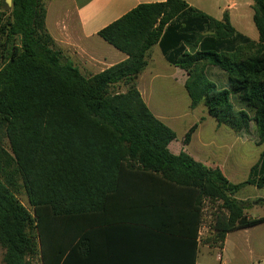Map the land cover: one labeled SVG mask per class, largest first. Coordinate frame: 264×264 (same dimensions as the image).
I'll return each instance as SVG.
<instances>
[{"label":"trees","instance_id":"obj_1","mask_svg":"<svg viewBox=\"0 0 264 264\" xmlns=\"http://www.w3.org/2000/svg\"><path fill=\"white\" fill-rule=\"evenodd\" d=\"M252 1L257 42L237 33L226 14L216 20L183 0L140 4L97 34L127 59L85 78L52 49L43 0H12L7 19L0 14L2 264H160L164 251L147 254L141 237L149 235L157 252L165 245L162 229L130 224L121 238L112 236L118 227L96 221L133 182L190 193V264L205 201L218 203L208 238L214 244L230 231L264 222V216L247 219L246 204L234 198L247 185L264 186V149L246 181L231 184L219 169L185 152L171 154L167 145L174 132L151 114L136 89L147 52L158 45L165 60L186 73L191 109L202 104L217 124L235 133L253 124L257 145L264 147V0ZM208 67L226 74V88L208 79ZM118 85L124 91L111 92ZM234 98L249 111L236 109ZM195 128L185 134L184 145ZM21 189L31 212L15 197ZM130 204L136 208L135 201ZM146 206L158 214L173 211L161 201Z\"/></svg>","mask_w":264,"mask_h":264},{"label":"crops","instance_id":"obj_2","mask_svg":"<svg viewBox=\"0 0 264 264\" xmlns=\"http://www.w3.org/2000/svg\"><path fill=\"white\" fill-rule=\"evenodd\" d=\"M164 1L43 0L44 24L54 42L55 49L63 57L64 62L71 63L81 76L89 78L127 59L125 54L103 41L97 35L98 32L140 4ZM183 1L216 20H221L226 14L229 23L237 33L253 42L258 41V33L252 22V0ZM207 71L215 73L217 77L221 76L214 67H208ZM186 78V73L169 64L161 54L158 45H154L147 52L146 66L136 80V89L151 114L175 134V139L167 145V150L173 155L185 152L206 168L219 169L231 184L246 181L250 168L258 162L264 149L263 147L258 158L248 165L246 149L248 140L245 133L251 128V124L247 131L235 133L228 127L217 124L202 104L191 109L190 100L184 88ZM122 87L121 85L120 88ZM222 87H227V80L223 81ZM166 91H176L183 99V107L179 106L173 95L165 98L156 97L157 94ZM196 111H199V116L187 120ZM194 125L196 128L190 141L184 145L185 134ZM245 187L256 188L252 185ZM245 187L239 190L234 198L246 204L248 198L242 193ZM189 194L185 189H173L166 185L129 183L122 187L120 195L116 194L112 197L110 210L103 216L97 217L96 221L99 223L103 220L106 222L105 225L112 224L113 227H118L114 229L117 233L112 236L121 238H127L125 232H128L126 230L130 224L138 225L144 230H153L155 233H158L156 228L162 229L159 233L165 245L164 249L157 252L155 249L151 251L153 240L149 235L141 237L143 249L146 251L150 249L146 253L160 254L163 250L160 264H190L194 213L193 200L190 199ZM133 201L136 202V208L130 207ZM155 201L164 202L168 209L173 211L164 214L155 213L152 208L146 206V203ZM244 211L247 219L258 218L247 215L248 207ZM131 212L136 213L134 215ZM196 229L195 264H202L201 248L217 250V258L221 264H261L264 261V222L226 233L223 241L218 243L219 246H215L217 243L214 244L208 240L214 233L212 228L209 227L207 231L203 225L198 224ZM150 259L151 257L145 261L151 262Z\"/></svg>","mask_w":264,"mask_h":264},{"label":"rangeland","instance_id":"obj_3","mask_svg":"<svg viewBox=\"0 0 264 264\" xmlns=\"http://www.w3.org/2000/svg\"><path fill=\"white\" fill-rule=\"evenodd\" d=\"M11 7H8L7 5H5L4 0H0V14H5V16L3 17V20L7 19V13L10 11ZM0 42H2V38H0ZM12 43L10 42V45ZM52 49H54L55 51H57L55 49V45L53 43V45L51 46ZM1 50V48H0ZM58 52V51H57ZM61 61L64 62L63 57L61 56ZM2 58H0V64L2 63ZM216 71H218L219 73H221L218 77L217 75L214 73H211V71H207L206 75L207 77L214 82L218 87H222L223 81L226 82V74L222 71H220L218 68H215ZM121 85L115 86L111 92H122L124 90V87L120 88ZM175 96L176 100L179 104L180 107H183V99L182 97L176 92V91H166V92H162L160 94H157L156 97L157 98H165V97H169V96ZM235 97V96H233ZM236 98V97H235ZM233 99V104L235 105V108L238 109L241 106H243L242 108H244L245 110L249 111V108L244 106V104L242 103V105L240 104L239 101H236V99ZM199 116V111H196L195 113L192 114V116H189V118H187V120H192L194 117ZM248 143L246 145V149L248 151V156H247V162L248 165L251 164L252 162H254L260 152L263 149V145L258 146L257 145V138H256V134L254 132V128H253V124H251V128L245 133ZM1 146L8 151V143L5 139L2 140L1 142ZM243 194H246L245 196L248 198L247 202H246V206L248 207V211H247V215L248 216H252V217H263L264 216V204H260L257 201V198H262L264 199V188L262 189H256V188H252V187H245L242 190ZM16 199L19 201V203L27 210L31 212V208L29 206L28 203V199L26 196V193L24 192L23 189L19 190V192L15 195ZM256 197V198H255ZM217 203H209L208 201H206V203H204V210H203V227L206 228L207 231H209V227L212 224V221L215 217V214L218 213L217 210ZM215 246H219V244L217 243ZM217 250L215 249H210V248H201V263L202 264H221V262L218 260L217 258ZM2 255H3V250L0 248V264H2ZM247 257H251L250 255H247ZM261 264H264V261H262Z\"/></svg>","mask_w":264,"mask_h":264},{"label":"water","instance_id":"obj_4","mask_svg":"<svg viewBox=\"0 0 264 264\" xmlns=\"http://www.w3.org/2000/svg\"><path fill=\"white\" fill-rule=\"evenodd\" d=\"M5 5H7L8 7L12 6V0H4Z\"/></svg>","mask_w":264,"mask_h":264}]
</instances>
